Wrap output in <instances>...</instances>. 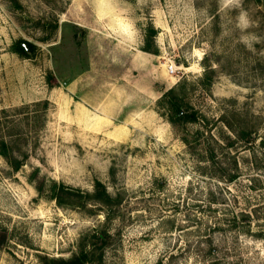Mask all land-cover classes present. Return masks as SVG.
Segmentation results:
<instances>
[{
    "label": "rangeland",
    "instance_id": "374dc122",
    "mask_svg": "<svg viewBox=\"0 0 264 264\" xmlns=\"http://www.w3.org/2000/svg\"><path fill=\"white\" fill-rule=\"evenodd\" d=\"M18 1L0 0V135L25 164L0 155V264L68 256L95 230L101 264H264V0ZM168 90L194 121L170 120ZM226 122L254 138L229 145ZM35 166L76 196L39 195Z\"/></svg>",
    "mask_w": 264,
    "mask_h": 264
},
{
    "label": "trees",
    "instance_id": "16d2710c",
    "mask_svg": "<svg viewBox=\"0 0 264 264\" xmlns=\"http://www.w3.org/2000/svg\"><path fill=\"white\" fill-rule=\"evenodd\" d=\"M11 4L20 8L18 0H9ZM255 2L259 0H254ZM55 27V25H54ZM155 30L153 27L147 29L145 35V43L141 48L145 52L153 53V35ZM34 44L25 40L17 39L10 45V50L22 57H30L34 53ZM211 66H204V77L202 79L203 85L210 84ZM206 81V83H205ZM211 85V84H210ZM165 96H168V109L171 111L170 120L175 122L176 120L180 123L191 122L195 120L194 113H188L187 110H181L180 100L171 95V90H168ZM46 105V103H44ZM5 110H1L0 113H4ZM1 123V122H0ZM227 127L234 135V138L227 137L229 145H232L236 139L240 140H251L254 137L253 130L246 127L234 126L229 122H226ZM12 142L5 140L0 135V155L5 159L12 171H19L25 164L23 159H19L15 156ZM27 180L34 183L35 188L39 195H46L48 198L55 200L58 203H63L64 198H73L76 196V192L70 190L68 187H64L62 183L57 182L53 179H45L40 173L39 167L35 166L27 176ZM92 199L96 200L105 209L106 218L108 220L113 219L116 216L124 215L126 208L122 207L121 198L119 196H112L107 191L106 187L100 182L96 181L94 184V191L90 195ZM66 199V198H65ZM249 213L241 214V221L243 223L242 231L248 233L250 230ZM240 220V219H239ZM239 220L237 217H232L226 221V223L232 227H238ZM264 233V232H263ZM262 235V234H260ZM110 233L106 230H95L89 235L85 236L84 243L73 250L68 256H53L45 252H34L33 257L37 264H101L104 259V252L106 247L110 244ZM157 264H163L162 261Z\"/></svg>",
    "mask_w": 264,
    "mask_h": 264
},
{
    "label": "built area",
    "instance_id": "2783aa9c",
    "mask_svg": "<svg viewBox=\"0 0 264 264\" xmlns=\"http://www.w3.org/2000/svg\"><path fill=\"white\" fill-rule=\"evenodd\" d=\"M169 72H170V73H173V72H174V68H173V66H169Z\"/></svg>",
    "mask_w": 264,
    "mask_h": 264
}]
</instances>
